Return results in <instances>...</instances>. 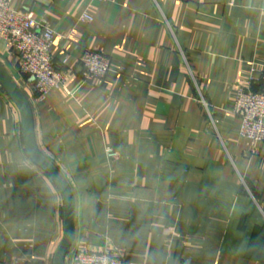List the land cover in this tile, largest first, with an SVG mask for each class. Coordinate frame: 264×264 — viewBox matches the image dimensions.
Returning <instances> with one entry per match:
<instances>
[{"label":"crops","instance_id":"0c3cea01","mask_svg":"<svg viewBox=\"0 0 264 264\" xmlns=\"http://www.w3.org/2000/svg\"><path fill=\"white\" fill-rule=\"evenodd\" d=\"M11 5L55 30L50 54L69 73L38 99L0 38V64L31 105L38 148L73 192L65 264L107 245L136 264H264V145L240 135L233 113L237 88L264 73V0ZM84 49L110 59L103 79L81 78ZM249 87L264 90V80ZM62 235L58 189L28 157L20 113L0 85V264H52Z\"/></svg>","mask_w":264,"mask_h":264},{"label":"built area","instance_id":"2783aa9c","mask_svg":"<svg viewBox=\"0 0 264 264\" xmlns=\"http://www.w3.org/2000/svg\"><path fill=\"white\" fill-rule=\"evenodd\" d=\"M82 20L90 21L88 14ZM55 30L44 19L35 17L28 9H16L11 0H0V38L16 51L20 73L31 78L38 99H44L53 89L68 79V71L57 68L50 54ZM79 74L84 81H98L110 71V59L102 53L84 49L79 58ZM252 71V70H250ZM246 85L235 93L233 113L240 120V135L253 143L264 145V90L254 91L249 85L264 80V73L255 77L251 73ZM109 155H115L109 151ZM71 264H136L125 259L123 248L107 245L103 250H77L72 253Z\"/></svg>","mask_w":264,"mask_h":264},{"label":"water","instance_id":"95a60500","mask_svg":"<svg viewBox=\"0 0 264 264\" xmlns=\"http://www.w3.org/2000/svg\"><path fill=\"white\" fill-rule=\"evenodd\" d=\"M0 85L20 113L24 146L28 157L47 174L60 194L62 200L63 235L54 252L52 264H65L66 256L75 237V202L71 186L62 171L38 148L31 105L1 64Z\"/></svg>","mask_w":264,"mask_h":264},{"label":"trees","instance_id":"16d2710c","mask_svg":"<svg viewBox=\"0 0 264 264\" xmlns=\"http://www.w3.org/2000/svg\"><path fill=\"white\" fill-rule=\"evenodd\" d=\"M58 68V67H57Z\"/></svg>","mask_w":264,"mask_h":264}]
</instances>
